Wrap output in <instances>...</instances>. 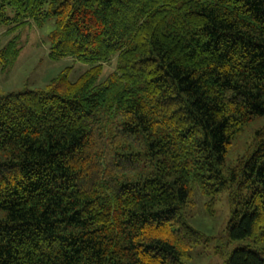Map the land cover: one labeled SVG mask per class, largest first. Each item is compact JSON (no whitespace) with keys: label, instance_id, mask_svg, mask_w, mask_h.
Here are the masks:
<instances>
[{"label":"trees","instance_id":"obj_1","mask_svg":"<svg viewBox=\"0 0 264 264\" xmlns=\"http://www.w3.org/2000/svg\"><path fill=\"white\" fill-rule=\"evenodd\" d=\"M51 18L48 56L88 68L0 97V264H190L195 189L248 241L223 264H264V123L227 162L264 117V0H0L7 35Z\"/></svg>","mask_w":264,"mask_h":264},{"label":"rangeland","instance_id":"obj_2","mask_svg":"<svg viewBox=\"0 0 264 264\" xmlns=\"http://www.w3.org/2000/svg\"><path fill=\"white\" fill-rule=\"evenodd\" d=\"M54 28V19H48L43 26L27 24L8 35V28L0 24V47L14 34H18V46L21 48L16 61L5 70H0V97L8 92L24 89H42L65 67L71 66L69 79L76 80L88 65L64 57L53 60L48 56L49 34ZM116 67V57L104 64L100 79H104ZM264 123V117H256L237 137L227 154V162L233 163L244 154L247 143L255 129ZM213 200L212 212L207 204ZM192 205L187 209L191 224L204 233L205 237L190 251V264H223L231 251L248 241H231L227 234V225L232 217L234 205L231 204L226 190L214 196L204 195L198 189L193 191Z\"/></svg>","mask_w":264,"mask_h":264}]
</instances>
